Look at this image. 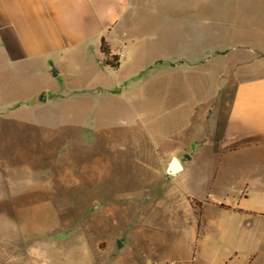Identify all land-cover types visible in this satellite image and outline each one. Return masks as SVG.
Masks as SVG:
<instances>
[{"label":"rangeland","instance_id":"rangeland-1","mask_svg":"<svg viewBox=\"0 0 264 264\" xmlns=\"http://www.w3.org/2000/svg\"><path fill=\"white\" fill-rule=\"evenodd\" d=\"M131 25L133 45L117 68L101 69L86 51L56 79L0 78V106L26 99L30 87L49 89L45 104L0 110L7 115L0 123L1 193L16 179L20 192L31 169H42L48 186L17 195L18 204L28 202V210L31 202L49 204L61 230L74 229L96 264H136L143 214L158 226L172 218L185 234L184 207L175 202L171 216L162 204L178 181L159 178L153 149L161 156L187 150L209 125L208 115L219 113L204 104H218L233 77L264 69V0H142ZM96 87L103 92L94 94ZM145 233L156 247L147 264H186L187 254L171 249L172 233ZM0 264L42 262L0 250Z\"/></svg>","mask_w":264,"mask_h":264},{"label":"crops","instance_id":"crops-1","mask_svg":"<svg viewBox=\"0 0 264 264\" xmlns=\"http://www.w3.org/2000/svg\"><path fill=\"white\" fill-rule=\"evenodd\" d=\"M141 1L0 0V78L56 79L67 63L86 51L102 69V39L112 54L114 50L122 52L126 59L133 45L128 33L134 30L131 24ZM192 41H187V46H192ZM47 90L44 86L30 87L26 99L12 98L0 110L15 112L24 104L28 108L45 104ZM103 90L96 87L93 92L98 95ZM43 92L45 102H40L38 97ZM48 93L59 99L58 93ZM216 103L208 100L204 104L206 111L213 107L219 108V113L213 120L214 112L208 115L205 132L191 139L187 150L181 146L161 156L153 149L151 155L160 179H164L173 158L182 167L170 178L177 179L178 186H172V196L162 200L163 208L173 216L178 202L188 218L183 234L172 218L165 217L166 226H155L149 223L148 215L140 216V229L144 231L137 233L136 264H147L146 259L156 248L145 233L147 228L172 233L175 244L171 243V249L177 256L184 251L186 264H264V69L233 77ZM5 117L1 114L0 123L7 121ZM184 154L186 160L181 161ZM31 171L30 175L35 173L20 192L15 189L22 186L17 179L14 186H7L8 192L0 191V250L11 258L16 256L17 261L96 264L85 241L71 233L74 229L61 230V221L50 215L49 204L46 206L43 200L39 204L31 202L35 205L30 210L28 202L18 204L17 195L25 191L33 195L34 186L40 192L38 186H48L40 177L42 169ZM54 183L56 186L57 180ZM65 241L68 244L62 247Z\"/></svg>","mask_w":264,"mask_h":264},{"label":"water","instance_id":"water-1","mask_svg":"<svg viewBox=\"0 0 264 264\" xmlns=\"http://www.w3.org/2000/svg\"><path fill=\"white\" fill-rule=\"evenodd\" d=\"M51 75L55 76L56 73L52 72ZM38 100L40 102H45V93L44 92L40 94V96L38 97ZM181 170H182V167H181L180 163L175 158H173L166 168L164 179L169 180L170 178L177 175ZM121 247L122 246L119 245L118 249H120Z\"/></svg>","mask_w":264,"mask_h":264},{"label":"trees","instance_id":"trees-1","mask_svg":"<svg viewBox=\"0 0 264 264\" xmlns=\"http://www.w3.org/2000/svg\"><path fill=\"white\" fill-rule=\"evenodd\" d=\"M100 52L103 55L104 65L109 66L110 68H117V57L112 54L111 48L106 44L104 39L101 40Z\"/></svg>","mask_w":264,"mask_h":264},{"label":"built area","instance_id":"built-area-1","mask_svg":"<svg viewBox=\"0 0 264 264\" xmlns=\"http://www.w3.org/2000/svg\"><path fill=\"white\" fill-rule=\"evenodd\" d=\"M116 57H117V62L120 61L121 59H124V54L122 52H117L116 53Z\"/></svg>","mask_w":264,"mask_h":264}]
</instances>
